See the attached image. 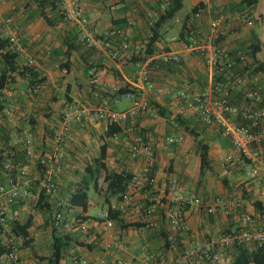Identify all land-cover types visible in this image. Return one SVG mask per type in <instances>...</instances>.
I'll list each match as a JSON object with an SVG mask.
<instances>
[{"label":"crops","instance_id":"0c3cea01","mask_svg":"<svg viewBox=\"0 0 264 264\" xmlns=\"http://www.w3.org/2000/svg\"><path fill=\"white\" fill-rule=\"evenodd\" d=\"M242 0L235 2L233 6ZM161 0H85L83 10L89 17L95 35L107 38L114 29H123L127 33L126 44L120 38L111 41L120 54L116 60L108 56L109 50L93 48L86 49L80 42V29L77 25L60 20L59 15L46 6L43 10L28 0H3L0 5V28L6 18L12 17L14 25L19 30L22 43L28 52L35 57L38 67L36 73L44 81L37 92H32L30 79L17 78L13 86V96L5 100L17 110V120L14 127L5 125L0 129V150L13 145L23 137L31 136L42 153L54 148V134L66 103L77 101L88 110L97 107H107L113 111H124L130 108L131 102L117 94L118 89L127 84L136 91V97L146 102L151 108L150 113H143L125 123L118 124L122 133L108 139L109 147L106 156L108 169L115 172L126 171L135 177L133 196L130 197L131 211L140 202H144L146 193L140 191V185L145 180L144 168L146 159L143 156L131 159L128 156V146L134 138L141 137L155 151L156 177L155 192L158 197L167 189L166 182L170 177L178 178L188 192H195L199 197H234L239 201L243 212L254 215L259 212L254 203L264 205V144L261 146L262 164L260 175L249 179L243 175L237 164H225L224 157L231 151L230 141L222 136L216 125H204L195 109L185 107L176 97L178 91L186 89L190 94H200L213 88L216 78L196 52H187L182 48V40L165 42V39L178 37L185 16L193 7L205 4V0H189L190 9L179 23L169 21L161 30L160 41L155 43V53L149 57L148 82L153 90L146 91L147 84L139 77L140 69L132 63L133 47L148 37L147 14L159 11ZM183 0V7H184ZM224 2V1H222ZM220 3V2H219ZM260 3V0L258 4ZM214 6L217 2H213ZM250 11L254 26H243L235 32H228L222 39L227 49H251L258 46L257 59L264 66V16L257 12V6ZM233 6H231L233 8ZM229 7L225 12L228 24L229 15L237 10ZM183 9V8H182ZM202 11V10H201ZM243 11V10H242ZM193 26L199 32L208 29V15L202 19H193ZM122 27V28H121ZM171 35V36H168ZM172 52L179 54V64H160L158 54ZM3 64L0 62V73ZM66 70V72H64ZM220 96L228 97L233 104L243 105L242 91H232L227 94L221 88ZM127 101V106L118 109L116 104ZM152 103L158 107L156 109ZM106 121L82 118L73 124L72 133L64 143L63 174L60 180V195L66 200L76 173L82 174L84 167L98 157L102 136L105 135ZM186 127L190 128L187 130ZM184 137V142L178 146L169 145L168 137ZM199 140L210 145L211 166L201 176L200 161L196 151ZM32 178H36V166L19 157ZM79 167V168H78ZM20 182V179H17ZM139 191V192H137ZM100 197L93 200L91 206L97 211L90 214L88 230L83 232L75 225V216L65 207V224L58 229L60 234H68L73 240L82 243L75 245L66 254L61 264H73L77 257L84 258L92 264H126L138 263L144 257V250L150 252L164 251L163 241L154 231L144 229H128L119 231L116 227L106 228L96 220V215L107 209L99 205ZM146 202V201H145ZM115 201H111V204ZM101 208V210H98ZM31 209V203L20 202L10 207L7 220L13 218L23 220ZM185 221L190 228L184 236L185 247L204 243L210 238L232 232L241 227L253 230L264 228V220L250 225H244L237 215L230 217L222 213L209 215L200 203L185 208ZM52 211L35 214L34 225L30 229L33 239L30 248L19 251L17 264H47L41 257H49L52 237ZM261 212H264L261 211ZM155 214L158 223L163 225V217ZM125 223L134 222V213L126 216ZM141 230L144 232L142 233ZM139 234V235H137ZM139 236L141 238H139ZM2 237L0 233V238ZM126 243V251H118L111 256L107 246L114 241ZM21 244V243H20ZM88 245L92 247L88 248ZM94 245V247H93ZM174 254L166 252L170 262ZM224 255H222V259ZM224 260V259H223ZM222 262V261H221ZM191 264H199L194 257Z\"/></svg>","mask_w":264,"mask_h":264},{"label":"built area","instance_id":"2783aa9c","mask_svg":"<svg viewBox=\"0 0 264 264\" xmlns=\"http://www.w3.org/2000/svg\"><path fill=\"white\" fill-rule=\"evenodd\" d=\"M85 0H57V5L67 22L77 25L80 29V42L86 49L100 48L109 50L108 56L116 60L120 54L117 47L111 42L98 38L92 30L89 17L82 7ZM174 0H161L159 11H150L147 14V27L149 35L141 42L134 45L135 55L145 53L152 36V29L159 18V13L164 12ZM224 1V2H222ZM239 0H205L202 11L193 15V19H202L208 15V29L199 32L190 26L185 39L182 40V48L187 52H196L200 55L205 65L211 70L212 77L225 76L233 71L234 66L240 63L243 72L231 75L230 87L233 91H242L243 105L230 103L226 96L217 95L215 89L210 88L200 94H190L186 89L177 92L176 97L183 102L185 107L195 109L200 121L206 126L216 125L220 128L222 136L230 141L231 151L224 157L225 164H237L243 175L254 179L260 175L262 156L260 148L264 144V75L254 73L255 66L251 65V49H227L222 39L228 32H235L243 26L252 28L254 21L247 10L231 13L227 24L225 12L229 7ZM3 0H0V5ZM213 2H217L214 6ZM220 2V3H219ZM232 8V7H231ZM192 19V20H193ZM109 36L121 37L126 44L127 33L123 29H114ZM0 39L8 42L6 52L16 56L17 69L10 71L7 76V83L3 90V97L0 101L10 100L13 96V79L20 78V74L31 70L37 71V61L22 43L19 30L14 25L12 17H8L0 28ZM179 37L165 39V42H175ZM159 64H179V54L162 52L158 54ZM140 69L139 77L147 84L146 91L153 90L152 84L148 82V62H136L134 64ZM29 76V75H28ZM43 78L42 76L39 77ZM125 84L123 87H127ZM41 85H32V92H37ZM120 89V88H119ZM118 89V90H119ZM123 97L131 102L129 109L124 111H113L107 107H97L88 110L77 101L66 103L61 113V118L54 134V148L50 152L38 150L35 140L31 136L23 137L9 146L10 154L3 161V176L5 182H0V222L7 229L9 227L7 214L9 208L20 202L36 203L37 190L44 193L48 201L55 208L52 225L59 229L64 222V211L66 200L60 195V180L63 174L62 163L64 159V143L72 133L73 124L82 118L109 123L121 124L138 117L143 113H150L149 105L136 97L133 91H128ZM17 110L10 104L4 105L0 111V129L5 126L16 125ZM115 137V136H114ZM167 143L172 146L183 144L184 137H168ZM14 149V152L11 151ZM128 156L137 159L143 156L146 159L144 174L149 185L155 186L156 177L149 173L156 167V155L154 149L141 137L134 138L128 146ZM24 157L36 166L37 176L32 178L29 171L19 160ZM20 179V182L16 180ZM145 180V181H146ZM146 186V182L140 188ZM167 189L162 195L150 199L154 201L145 208V201L138 203L131 211L129 206L132 194L124 196L120 203H113L111 209L120 213L122 218L134 213V222L144 225L146 231H160L164 226L168 235L169 249L166 252L174 254L170 262L166 259V252H150L144 250V257L138 263L126 264H191L194 257H197L199 264H206L209 261L214 264L221 263L220 253L240 245H263L264 228L253 230L248 227H241L238 230L224 233L218 237L210 238L204 243H198L185 247L184 236L190 228L185 221V207L200 203L209 215L222 213L226 217L237 215L244 225H250L257 221L264 220V212H257L254 215L243 212L240 209L239 201L234 197H199L195 192H188L181 181L176 177H170L166 182ZM140 189V190H141ZM165 201L163 225L158 223L155 214L159 212L158 202ZM158 214V215H159ZM98 221L103 222L107 228L112 229L115 222L110 219L109 211L106 209L96 215ZM89 220L80 223L81 231L88 230ZM12 250L0 257V264H17L19 261V245L21 241L9 239ZM127 245L121 240L114 241L107 246L111 256H116L118 251H126ZM73 264H92L84 258L77 257Z\"/></svg>","mask_w":264,"mask_h":264},{"label":"trees","instance_id":"16d2710c","mask_svg":"<svg viewBox=\"0 0 264 264\" xmlns=\"http://www.w3.org/2000/svg\"><path fill=\"white\" fill-rule=\"evenodd\" d=\"M37 4L42 10L49 6L51 10L56 12L61 21L67 22L66 18L63 17L59 7L57 5V0H28ZM259 0H242L240 3H237L233 6V10L242 11L246 8H249L252 11ZM183 8V0H174L168 6V8L159 13V18L156 21L153 29L152 36L149 38V43L145 53L140 55L133 54L132 63L143 62L145 63L149 57H152L155 53V43L160 41L161 30L162 28L180 12ZM204 6L201 4L199 6L193 7L190 12L185 16L182 24V28L179 33V39H185L186 33L190 30V26L193 27V15L200 12ZM249 11V12H250ZM234 12V11H233ZM232 12V13H233ZM122 28V27H121ZM100 39L111 42L115 41V38L108 36L107 38L99 37ZM122 38H120L121 40ZM123 40V39H122ZM121 40V42H122ZM8 42L4 39H0V62L3 64V70L0 73V98L3 97V90L5 89L8 76L7 74L10 71H15L17 69L16 56L6 52ZM259 49L258 46L251 47V65L255 66L254 73H262L264 75V66L257 59V53ZM160 65V64H158ZM243 67L240 63H237L234 66L232 72L227 73L225 76L217 77L213 89L217 92V95L222 93L221 88L226 90L227 94L233 90L230 87L231 75L240 74L243 72ZM66 72V70H64ZM29 75V76H28ZM21 78L26 77L30 79L31 84H38L44 81V78L39 79V75L36 72L27 70L19 75ZM16 82V78L13 79V83ZM128 91H133L136 94V91L133 87L127 86L122 87L118 90L119 95L123 96ZM227 96V95H225ZM228 99V97H227ZM229 101V100H228ZM232 103L231 101H229ZM152 106L158 109L154 103ZM4 107V102L0 101V111ZM187 130L190 128L186 127ZM122 133V129L118 124L111 123L107 126L105 135L101 137L102 144L100 146V152L98 157L93 158L91 163H88L82 174H75V177L79 178V181L73 182L72 190L69 191V194L66 197V208L68 211L74 214L75 216V225L79 227L80 223L91 219L89 215V210L91 208V201L89 192L92 189L93 192L103 199L104 204L107 206L109 211L110 219L113 220L116 224V227L121 232L123 230L134 229L140 230L144 228L143 224L132 222L125 223L124 219L121 217L120 213L111 209V201L114 200L116 203H120L124 200V196L127 194H132L136 182L133 174L126 171L115 172L108 169L106 164V156L109 147L108 139L113 138L115 135ZM14 152V149H11ZM196 151L200 161V173L203 176L211 166L210 162V145L203 140H199L196 144ZM10 154L9 146L5 149L0 150V182L4 183L5 178L3 176V161ZM156 170L153 169L149 176H152ZM147 178V176H145ZM146 186L142 187L140 191L146 193V196L143 201H146L145 208L154 203V201H149L150 199L156 198L158 194L155 192V187L148 184L146 180ZM34 191L38 195L36 203H31V209L29 215L23 220L15 219L8 221L9 227L6 229L0 222V233L2 237L0 238V257L6 255L12 250V244L9 242V239L12 238L16 241H21L19 245V250L30 248L33 242V239L30 237V229L34 225L35 214L52 211L53 205L48 201L47 197L43 192L37 190L36 184L33 185ZM139 192V191H137ZM14 204L12 207L16 206ZM165 201L161 199L158 202V208L161 216H164L165 211ZM254 207L257 211H263L264 205L260 203H254ZM186 208V207H185ZM186 210V209H185ZM97 220V219H96ZM98 221V220H97ZM101 222V221H99ZM65 221L63 222V225ZM102 232H105L106 225L102 222ZM52 225V222H51ZM158 234V237L163 241V248L167 251L169 249V240L168 235L163 226L160 231H154ZM75 245H82V243L75 241L68 234H60L58 229L54 228L52 225V237L50 250L51 254L49 257H41V261H46L47 264H61L65 259L66 254L71 250ZM91 248L92 245H88V248ZM94 247V245H93ZM224 254L225 264H264V244L263 245H240L235 246L227 251L222 252ZM206 264H214L209 261H206Z\"/></svg>","mask_w":264,"mask_h":264},{"label":"rangeland","instance_id":"374dc122","mask_svg":"<svg viewBox=\"0 0 264 264\" xmlns=\"http://www.w3.org/2000/svg\"><path fill=\"white\" fill-rule=\"evenodd\" d=\"M190 6H191V5H190L189 0H185L183 9H182L180 12L177 13V15L174 17V19H172V22H174V23H175V22H176V23H179L178 21H179V20H182V19L184 18V16L189 12ZM256 9H257V12H258V13H262L263 16H264V0H260V3L258 4V6H257ZM168 36H171V35H168ZM169 39H170V37H169ZM125 106H127V101H123V102H120L119 104H116V107H117L118 109L124 108ZM78 168H79V167H78ZM72 176H73V178H76L75 175H72ZM89 196H90V201H91V203L93 202V200H96V199L99 198V196H97V195L93 192L92 189H91L90 192H89ZM113 201H114V200H113ZM99 205H101L102 208H105V207H104L105 204H104L102 198H100ZM98 210H101V208H99ZM96 212H97V211L91 206V208H90V210H89V213H90V214H96ZM141 232L143 233L144 231L141 230ZM137 235H139V234H137ZM139 238H141V237L139 236ZM222 255H224V254H223V253H220L221 261H222L220 264H225V260H223L224 258L222 259Z\"/></svg>","mask_w":264,"mask_h":264}]
</instances>
